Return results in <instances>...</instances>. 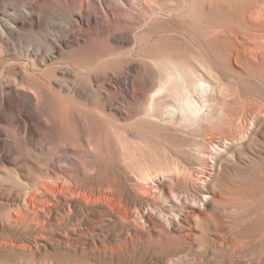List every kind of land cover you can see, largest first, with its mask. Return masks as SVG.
I'll return each instance as SVG.
<instances>
[{
  "label": "rangeland",
  "instance_id": "374dc122",
  "mask_svg": "<svg viewBox=\"0 0 264 264\" xmlns=\"http://www.w3.org/2000/svg\"><path fill=\"white\" fill-rule=\"evenodd\" d=\"M0 23V264H264V0H0ZM58 179L146 185L170 232L131 249L118 219H44ZM70 226L92 235L69 251Z\"/></svg>",
  "mask_w": 264,
  "mask_h": 264
},
{
  "label": "bare ground",
  "instance_id": "6f19581e",
  "mask_svg": "<svg viewBox=\"0 0 264 264\" xmlns=\"http://www.w3.org/2000/svg\"><path fill=\"white\" fill-rule=\"evenodd\" d=\"M6 24L9 25V27L10 26L16 27L12 22H9V21H7ZM2 26H3V24L0 23V32L4 33L3 32L4 29L2 28ZM15 29H17V27L14 29L10 28L9 31H12L11 33H13L15 31ZM31 53L33 55H35L36 53H37V55H39V53H41V52L39 49L34 48V49H31ZM27 60L28 61H21L20 63L22 64V67L24 68V70L29 72L33 68L34 61H30L29 59H27ZM43 65H44V62H43ZM44 69L47 70L48 66H45ZM48 175H50V174H48ZM158 175H157V177L159 178V183H158L157 188H156L157 193H155L156 192L155 191L154 195H156L158 197L157 194L160 193V194H163L162 196H166L167 198L168 197L169 198L170 197L176 198L178 196L179 191H180V187L183 185L182 184L180 186L181 180L178 178L179 176L178 177L175 176L170 171H166L165 173H161V175H159V176ZM62 178H63V176H62ZM42 182H44V181H42ZM182 188H183V186H182ZM40 192L45 193V197H44V200L40 203L39 210L37 212H39L40 215L44 217V219L46 216L45 214L48 215L46 218L49 219L52 212L54 210H57L58 208L64 209V213L61 214V216H62L61 220L62 219L63 220H69L74 212L75 213L87 212L88 214H90L92 216L99 217L103 221H107V220L113 221L115 219L116 220L118 219L125 224V227H124L125 228L124 243L127 247H129L131 249H134L136 246H139L140 244L147 243L150 240L152 241L154 239V237H158V236L161 237L163 235L166 236L170 232V230L164 224V221H168V220L164 219V217H165V216H163L164 214L162 215L160 212L159 216L156 217V216H154V214H152L149 211H146V210L142 211L143 207L145 205H148L151 201L149 194L153 195L152 191H150V188L147 187L146 185H143L142 187L141 186L140 187L131 186L130 188H125L123 191L117 190L116 188L113 189V187L109 185V187H107L103 190H100L99 188H93V187L89 188V189H83L77 185H71V184L67 185L65 180H59V181H57L55 183H51V184H47V182L42 183L41 186H39L36 189V191H34L32 193V195L37 196V195H39ZM145 194H148V195H145ZM216 196L217 195L214 194V195H211L209 197L213 201H216V199H215ZM209 200L205 198V201L208 202ZM28 204L29 205H27V206H34L35 203L30 201V203H28ZM23 208H24V206H23ZM66 209H67V211H66ZM199 209H201V207H197V210H199ZM29 210H31V209H29ZM134 211H137V212L134 213ZM27 212H28V210H27ZM191 213L193 215H197L196 211H194V210H191ZM13 215H15V218H17L18 216H25V213L22 212V210H17V211L15 210ZM139 218L143 219V221L141 220L143 223L140 221ZM19 219H20V217H19ZM36 219H38V218H36ZM22 221H24V220H22ZM38 222H40V221H38ZM31 223H33V221ZM101 224H102V222H101ZM10 225H11V223H10ZM43 225H46V224H43ZM93 225H94V223H93ZM83 227H85V226H83ZM60 233L61 234L59 235V239L58 240H57V238L55 239V240H57V243H58L57 245L62 246V248L64 247L66 249H69V251L72 248H74V245L77 243L78 239H81V241H82L83 238H87L86 236L88 234H90L89 231H87V230H86V232H84L80 226L78 228L76 226L65 227L62 230V232H60ZM193 233H194V230L192 228H190L189 231L186 233V236L191 237V236H193ZM78 234H79V236H78ZM95 234H96V232H95ZM90 235H92V234H90ZM39 237L43 238V240L49 239V238L45 237L44 235L39 236ZM9 241H11V240H9ZM228 241H229L228 239L225 240V242H228ZM47 242H49V241H47ZM88 242L85 243V245L88 244L90 246H93L94 250L98 251V253L100 252L101 256L103 258H106V254L108 253V250H107L108 246L107 245L98 244L97 242H93V243H91V242L88 243ZM25 247H27V245ZM88 251L89 250H87V252ZM74 264H80V263L76 262Z\"/></svg>",
  "mask_w": 264,
  "mask_h": 264
}]
</instances>
